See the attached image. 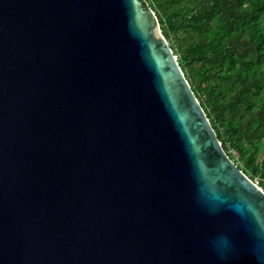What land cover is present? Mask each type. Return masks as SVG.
Wrapping results in <instances>:
<instances>
[{"label": "water", "instance_id": "water-1", "mask_svg": "<svg viewBox=\"0 0 264 264\" xmlns=\"http://www.w3.org/2000/svg\"><path fill=\"white\" fill-rule=\"evenodd\" d=\"M258 254L264 191L223 149L144 0H0V264Z\"/></svg>", "mask_w": 264, "mask_h": 264}, {"label": "trees", "instance_id": "trees-1", "mask_svg": "<svg viewBox=\"0 0 264 264\" xmlns=\"http://www.w3.org/2000/svg\"><path fill=\"white\" fill-rule=\"evenodd\" d=\"M223 149L264 189V0H144Z\"/></svg>", "mask_w": 264, "mask_h": 264}, {"label": "clouds", "instance_id": "clouds-1", "mask_svg": "<svg viewBox=\"0 0 264 264\" xmlns=\"http://www.w3.org/2000/svg\"><path fill=\"white\" fill-rule=\"evenodd\" d=\"M212 244L221 259H226L227 256L234 250V245L227 235L217 236L212 241ZM257 259L260 261V264H264V255L258 254Z\"/></svg>", "mask_w": 264, "mask_h": 264}, {"label": "built area", "instance_id": "built-area-1", "mask_svg": "<svg viewBox=\"0 0 264 264\" xmlns=\"http://www.w3.org/2000/svg\"><path fill=\"white\" fill-rule=\"evenodd\" d=\"M256 184V183H255ZM256 185H258V184H256ZM259 186V185H258ZM263 191H264V189L262 188V187H260Z\"/></svg>", "mask_w": 264, "mask_h": 264}]
</instances>
